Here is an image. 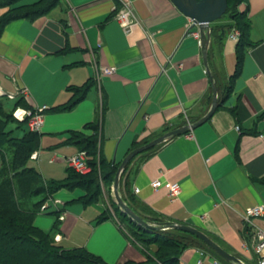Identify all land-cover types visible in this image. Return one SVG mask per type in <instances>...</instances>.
<instances>
[{
	"label": "crops",
	"instance_id": "1",
	"mask_svg": "<svg viewBox=\"0 0 264 264\" xmlns=\"http://www.w3.org/2000/svg\"><path fill=\"white\" fill-rule=\"evenodd\" d=\"M130 1L140 27L128 36L112 18L119 0H60L45 15L16 19L3 28L0 96L14 104L23 98L32 111L46 108L36 159L40 152H53L49 161L66 164L79 150L68 140L70 134L88 136L85 126L98 125L101 154L118 167L134 144L193 124L210 109L212 89L200 36L193 35L199 34L198 26L170 0ZM239 9H246L251 21L250 44L243 48L228 95L222 98L234 75L238 43L217 21L209 25L206 50L217 86L216 108L192 129L136 155L119 179L126 178L130 194L158 217L196 228L243 264H257L253 246L257 233H264V215L246 224L242 212L264 207V140L257 135L264 131V0H248ZM4 11L0 8V14ZM101 67L113 71L101 73ZM88 82L73 107L57 108L70 101L68 88ZM4 159L9 160L0 151V167ZM155 179L163 182L157 190L150 186ZM170 182L178 183L177 196L169 195ZM81 195L78 188L57 190L34 225L51 238L59 234L56 243L65 249L84 248L107 264L142 261L114 219H100L103 201L83 205ZM49 206L51 218L44 216ZM216 263L226 264L197 247L179 257V264Z\"/></svg>",
	"mask_w": 264,
	"mask_h": 264
},
{
	"label": "trees",
	"instance_id": "2",
	"mask_svg": "<svg viewBox=\"0 0 264 264\" xmlns=\"http://www.w3.org/2000/svg\"><path fill=\"white\" fill-rule=\"evenodd\" d=\"M19 1L0 0V8H6L0 14V35L10 21L21 18L32 20L45 15L60 0H38L30 5H19ZM247 2L248 0H227L226 12L221 19L217 20L222 22V31L231 32L235 29L239 33L234 75L230 78V84L225 85L222 98L228 95L231 81L240 69L243 48L250 44L248 37L251 21L246 9H239L240 4ZM89 85L88 82L82 86L68 88L71 93L70 101L57 108L68 110L73 107L84 97ZM4 99L0 96V151L9 152L10 157L8 161H3L0 167V264H21L27 259L30 262V258L34 262L33 264H107L84 248H62L54 240H52L53 242L50 240L51 237L47 231L34 225L35 216L45 209L46 201L59 189L78 188L82 190L83 195L78 198V201L83 205L97 203L102 199L99 180L104 181L107 191L110 190L117 165L107 162L101 154L98 144V125L85 126L86 129L91 130V134L88 136L79 133L70 134L68 138L75 142L78 151L85 153L88 171L80 173L68 167L66 176L62 180L45 183L40 172L27 164L31 154L39 148V132H32L26 127L28 118L17 121L12 115L13 110L17 107L31 111L32 109L23 98H18L13 110L7 113L3 110ZM9 121H15L18 124L17 128L21 129V136H16L12 131L6 130V124ZM145 143L147 141L142 144H134L133 149ZM119 180L118 192L124 203L153 227H142L127 214L120 212L112 195L111 210H119V216L123 223L133 227L135 233H143L150 237L144 242L146 245L155 243L156 246L152 255L142 252L144 257L142 261L126 260L114 264H179L181 253L188 247L200 248L221 262L229 264L195 236L177 229L161 230L159 225L165 220L151 212L130 194L126 178L123 182L121 179ZM27 201L29 206H27ZM107 212L109 209L104 207L100 219L111 218ZM52 214L55 216L57 212ZM53 227L56 228V225L54 224ZM208 236L214 239L212 236Z\"/></svg>",
	"mask_w": 264,
	"mask_h": 264
},
{
	"label": "water",
	"instance_id": "3",
	"mask_svg": "<svg viewBox=\"0 0 264 264\" xmlns=\"http://www.w3.org/2000/svg\"><path fill=\"white\" fill-rule=\"evenodd\" d=\"M172 4L177 8L179 12H181L184 16L189 18L196 24L199 28V36H200V43L202 47V58L203 64L205 66V72L209 78L211 89H212V103L211 107L208 112L197 120L193 124H186L180 128L173 129L164 135L155 138L133 150H131L127 156L123 159L121 164L117 167L115 172V176L112 183V195L114 202L116 205L127 214L133 221H135L138 225L142 227H153L152 225L145 222L140 216L134 213L122 200L119 192H118V183H119V176L122 170L125 168L127 163L136 155L154 147L158 144L165 141L167 138L171 136H175L181 133L192 129L196 125L200 124L204 120H206L214 111L217 106V86L216 81L211 74L208 64H207V57H206V50L209 44L210 38V24L214 23L215 21L221 19V17L225 14L227 8V0H170ZM161 230L165 229H177L184 232H187L207 246H209L213 251H215L222 259L232 262L234 264H243L237 257L230 254L226 250H224L219 244H217L214 240H212L209 236H207L204 232L193 228L191 226L185 224H177L171 221H165L159 225Z\"/></svg>",
	"mask_w": 264,
	"mask_h": 264
},
{
	"label": "built area",
	"instance_id": "4",
	"mask_svg": "<svg viewBox=\"0 0 264 264\" xmlns=\"http://www.w3.org/2000/svg\"><path fill=\"white\" fill-rule=\"evenodd\" d=\"M112 18L118 23L120 28L122 29L125 35H130L132 30L135 27H140V21L134 13V9L130 0H119V6L115 10L112 15ZM195 37H199L198 33H193ZM238 31L233 29L228 37L233 40L238 39ZM144 36L148 39H152L154 34L152 32H145ZM101 73H109L113 71V68H104L101 67L99 69ZM46 108L40 107L37 108L35 111L27 110V109H19L16 108L12 115L17 121H23L27 119V127L32 132H39L42 121H43V112ZM238 129V127H236ZM258 138L264 140V131L259 132ZM32 158H36V153L31 154ZM66 163L68 167L72 168L76 172L84 173L88 171V167L86 164V156L83 151H78L72 156L66 158ZM162 181L160 179H155L150 182V186L153 190H157L162 186ZM134 192H137V188H134ZM179 185L177 182H170L169 183V195L171 197L177 196L179 194ZM264 215V207L262 205H252L244 208L242 212V219L244 223H250L252 219L261 217ZM59 220L63 219L62 216L58 217ZM54 241L57 242L61 239L59 234L54 235ZM258 241L253 246V253L256 256L257 264H264V233L258 232L257 233ZM218 264V263H216Z\"/></svg>",
	"mask_w": 264,
	"mask_h": 264
},
{
	"label": "rangeland",
	"instance_id": "5",
	"mask_svg": "<svg viewBox=\"0 0 264 264\" xmlns=\"http://www.w3.org/2000/svg\"><path fill=\"white\" fill-rule=\"evenodd\" d=\"M5 10H6V8H5ZM13 108H14V101H12L11 99H4L3 110L6 111L7 113H10L13 110ZM17 125L18 124L15 121H9L6 124V130L12 131V133L16 136H21L22 135L21 129H18ZM39 145H40V142H39ZM48 153H51V152H48ZM48 153L47 152H40L37 159L36 158L34 159L30 156V158L27 161V164L31 167H34L35 169H37L40 172L45 183H50L51 181H54V182L60 181L65 177L64 175L66 173V168H67L66 164L67 163L65 164L64 162L49 161V159H51V157H53L54 153L53 152L51 154H48ZM57 153H60L61 155L63 154L60 151H57ZM6 156L8 158L10 157L9 152H6ZM4 161H5V159H4ZM99 182H100V186L102 188V199H100V200L103 201V203L105 205L104 207H107L109 209V212H107V215H109L112 219H114V221L120 226V228L124 232H126V235L128 236V239L130 240V243L135 248H137L141 254H142V252H144V253H148V254L152 255V253L155 249V246H156L155 243H150L148 245H146L144 243L150 237L146 236L143 233H135L133 227H131L129 224L123 223V220L119 216V210H120V212H123V211H121L120 208L118 211L117 210H111L112 206H110V201L112 200L111 194H112V183L113 182L111 183V189L109 191H107V189L105 188L104 183H103L104 181L99 180ZM47 202L48 201H46L45 206L47 205ZM27 206H29L28 201H27ZM52 211H54L53 206H49L48 210H46L44 212L45 213L44 216L50 217V215L47 214V212H52ZM57 228H58V226H57ZM50 233L52 235L54 234L53 227L51 228ZM65 239H68V237L67 238L65 237ZM50 240L52 241L54 239L51 238ZM58 245H60L62 248H64L61 244H58ZM33 263L34 262H32L31 258H30V262H29V259H27L25 262H23L21 264H33Z\"/></svg>",
	"mask_w": 264,
	"mask_h": 264
}]
</instances>
